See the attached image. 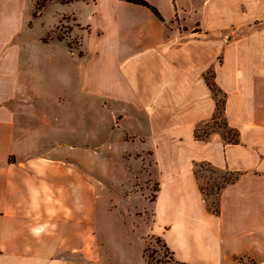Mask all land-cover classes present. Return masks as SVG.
I'll return each instance as SVG.
<instances>
[{"label": "crops", "instance_id": "crops-1", "mask_svg": "<svg viewBox=\"0 0 264 264\" xmlns=\"http://www.w3.org/2000/svg\"><path fill=\"white\" fill-rule=\"evenodd\" d=\"M146 1L164 21L123 0L75 2L99 17V26L84 27L111 64L102 92L120 91L148 111L154 134L165 126L171 140L186 141L183 163L171 157L166 243L178 263L264 264V0ZM24 2L0 0V264H88L96 249L92 180L48 111L55 101L22 81L10 55ZM210 71L227 95L238 144L220 132L195 136L216 112ZM201 165L239 175L218 196L219 215L201 192Z\"/></svg>", "mask_w": 264, "mask_h": 264}, {"label": "rangeland", "instance_id": "rangeland-1", "mask_svg": "<svg viewBox=\"0 0 264 264\" xmlns=\"http://www.w3.org/2000/svg\"><path fill=\"white\" fill-rule=\"evenodd\" d=\"M38 1L25 0L10 55L20 63L22 81L37 84L48 101H55L48 111L62 121L64 142L74 145L77 164L92 180L96 249L88 264H185L175 261L166 242L171 241V157L183 163L179 155L186 141L171 140L165 126L154 134L149 112L131 105L119 89L111 96L102 92L111 64L96 42L85 38L84 26L99 22L90 6L51 0L34 19ZM197 174L208 193L229 178L207 165ZM213 193L210 205L218 200Z\"/></svg>", "mask_w": 264, "mask_h": 264}, {"label": "trees", "instance_id": "trees-1", "mask_svg": "<svg viewBox=\"0 0 264 264\" xmlns=\"http://www.w3.org/2000/svg\"><path fill=\"white\" fill-rule=\"evenodd\" d=\"M50 1L51 0H42V1L37 2L34 16H36L38 12H41L47 6V4ZM75 1H78V0H66L65 3L69 4V3H72V2H75ZM123 1H126V2L131 3V4H135V5H139V6H143V7L149 8L150 10H152L155 13V15H157V17H159L162 21H164L163 16L159 12V10L155 6L151 5L146 0H123ZM80 55L82 56V53H80ZM205 78H206V81H207V84H208L209 88L211 89V91L213 92L215 98L217 99L216 112H215V115H214L210 125L214 126V124H217L218 125L217 128L220 129L221 134L223 135V137L225 138V140L227 142L233 143V144H238L239 143V131L230 128L228 126V123H227V120H226V117H225L227 95L221 90V88L215 82V79H214L215 75H214L213 71H210L206 75ZM219 119L222 121L221 124L217 123V121ZM218 129L213 128L212 132H210V131L205 129L203 131V133L201 132V129H197L195 131V136H196L197 139H200V140L209 139L210 136H211V133L212 134L215 133V131L218 130ZM201 166H204V165H201ZM213 170L216 171V172H219V171H217L215 169H213ZM226 173L229 175V178H226L224 180V182L220 186L217 185L215 187L216 189H215L214 193L213 192L208 193V191L206 190L205 187H203L202 185L200 186L201 192H202V194H203L205 199L208 200L209 195H211L212 193L217 195V196H219L221 191L225 187H227L228 185L233 184V183L236 182V180L238 179L239 175H237L235 173H232V172H229V171L226 172ZM197 177H198V174H197ZM209 210L211 212H213L214 214L219 215L220 214V203H219V200H217L214 204H211V205L209 204Z\"/></svg>", "mask_w": 264, "mask_h": 264}]
</instances>
